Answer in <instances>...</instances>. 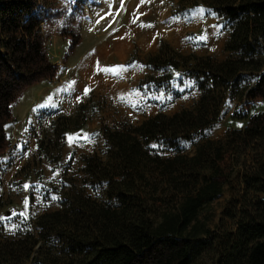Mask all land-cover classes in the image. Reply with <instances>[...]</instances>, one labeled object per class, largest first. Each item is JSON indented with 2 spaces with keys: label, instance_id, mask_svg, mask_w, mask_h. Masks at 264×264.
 <instances>
[{
  "label": "trees",
  "instance_id": "16d2710c",
  "mask_svg": "<svg viewBox=\"0 0 264 264\" xmlns=\"http://www.w3.org/2000/svg\"><path fill=\"white\" fill-rule=\"evenodd\" d=\"M206 3L228 28L227 55L183 54L161 42L146 61L161 74H147L139 83L165 88L180 70L194 80L197 100L137 125L105 127V159L85 157L84 170L105 184L108 201L77 192L60 209L28 218L26 230L0 235V264H204L207 257L212 264H264V163L252 169L238 163L264 139V110L239 112L244 127L227 128L218 139L205 137L193 154L179 145L219 119L227 91L264 99V0ZM59 13L57 0H0V157L10 145L5 125L14 119L12 106L29 86L55 74L42 24ZM234 175L244 182L239 206L230 214L236 225L217 237L199 214ZM155 197L175 204L159 211Z\"/></svg>",
  "mask_w": 264,
  "mask_h": 264
},
{
  "label": "rangeland",
  "instance_id": "374dc122",
  "mask_svg": "<svg viewBox=\"0 0 264 264\" xmlns=\"http://www.w3.org/2000/svg\"><path fill=\"white\" fill-rule=\"evenodd\" d=\"M57 1L59 15L42 24L46 38L53 42L48 57L56 65L55 74L25 90L12 106L14 119L5 125L10 145L0 157V235L26 230L28 218L60 209L77 192L108 201L105 184L87 175L84 159L96 154L105 159V127L137 125L144 120L145 113H134L136 107L132 103L115 104L101 96L104 93L105 97L115 98L121 92L126 93L121 91L122 76L128 79V84H133L139 75L142 76L139 83L147 74L160 75L146 61L161 42L183 54H210L216 59L227 55L223 46L228 28L207 0ZM119 28H125L123 37L128 39L129 47L123 58L111 56L110 52L105 59L100 55L112 47L113 34H119ZM71 34L75 36V43ZM129 69L134 71L126 76ZM91 73L95 77L102 75L99 83L103 89H95ZM173 73L167 86L180 77V70ZM254 79L250 78V83ZM140 89L153 95L154 101V88L146 85ZM243 99L227 91L219 119L201 134L180 139L182 151L193 154L197 143L205 137L218 139L227 128L244 127L246 119L236 109ZM196 100L192 98L182 108L192 106ZM257 105L258 112L264 110L263 105ZM249 107L246 104L250 110ZM66 118L71 119L69 129L63 131ZM78 124L81 126L75 127ZM150 144L158 150L164 149L163 144ZM165 152L172 154L173 151ZM238 163L242 169L264 163V139L248 147ZM243 190L241 175H234L224 184L223 192L201 209L199 218L207 222L217 237L235 228L230 214L238 208ZM155 203V208L162 211L172 208L175 201L157 198ZM203 262L212 264L210 257Z\"/></svg>",
  "mask_w": 264,
  "mask_h": 264
},
{
  "label": "crops",
  "instance_id": "0c3cea01",
  "mask_svg": "<svg viewBox=\"0 0 264 264\" xmlns=\"http://www.w3.org/2000/svg\"><path fill=\"white\" fill-rule=\"evenodd\" d=\"M125 28H123L124 30ZM123 30L122 28H119L118 33H114L113 36L114 38L112 39L113 45L112 47H109L107 50L103 51V53L100 56H105V59L109 56V53L112 55H120L119 57H124L125 55V50L126 48L129 47V42L127 38H124L123 35ZM119 37L121 39H119ZM120 51V52H119ZM114 53V54H113ZM95 71V68H93V72ZM133 69H129L126 76H131ZM93 73H91V80L95 81L92 85H96L95 89L101 90L103 89V86L100 85L101 77L102 75L99 74V76H92ZM129 74V75H128ZM141 75H139L137 78H135V81L133 84H128V79L122 76V84H121V91H126L121 92L120 96H117L115 98L110 97L107 95L106 97L103 96L104 93L102 94L101 98L108 99L109 101L119 104L121 103H132L136 107V111L134 109V113H145V115H142V118L145 119L149 116L154 115L158 111L164 112L167 114H172L182 108V106H188L189 104L182 105L184 103H187L189 101L195 100L198 98L200 91L198 90L195 82L193 79L190 78H184L181 74L179 79L174 81L171 86H167L165 88H156L155 95H154V101L151 100V95L150 93H146L145 90L140 89L138 87L139 81L141 79ZM183 77V78H182ZM99 83V84H98ZM105 83H109V79L107 78ZM100 85V86H99ZM129 88V89H128ZM136 88V89H134ZM134 89V91H132ZM129 90V91H128ZM106 94V93H105ZM100 100L99 98H97ZM150 100L153 103H150ZM193 102V101H192ZM191 102V103H192ZM141 122V121H140Z\"/></svg>",
  "mask_w": 264,
  "mask_h": 264
},
{
  "label": "built area",
  "instance_id": "2783aa9c",
  "mask_svg": "<svg viewBox=\"0 0 264 264\" xmlns=\"http://www.w3.org/2000/svg\"><path fill=\"white\" fill-rule=\"evenodd\" d=\"M45 45H46V49H47V53L49 55V50L51 48V46L53 45V42L50 38H46V41H45ZM257 100L258 99H254V100H247V99H243L242 102H240L238 105H237V112H245L247 110L246 108V104L247 103H250L251 106H250V113H254V112H258V108H257V104L259 105H263L264 106V99H260L257 103ZM259 111H263V110H259Z\"/></svg>",
  "mask_w": 264,
  "mask_h": 264
},
{
  "label": "snow or ice",
  "instance_id": "6c2138e0",
  "mask_svg": "<svg viewBox=\"0 0 264 264\" xmlns=\"http://www.w3.org/2000/svg\"><path fill=\"white\" fill-rule=\"evenodd\" d=\"M141 2H143V0H141ZM201 11H203V10L201 9ZM201 38L203 39V37H201ZM103 70L107 71L109 69H103ZM87 92H88V89H85V94H87ZM27 187H28V185H25V188H27ZM53 199H55V197H53Z\"/></svg>",
  "mask_w": 264,
  "mask_h": 264
}]
</instances>
